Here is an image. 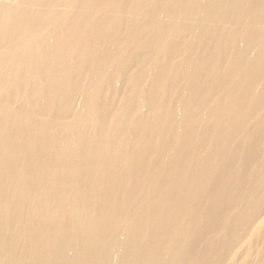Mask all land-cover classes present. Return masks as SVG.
<instances>
[{"label": "bare ground", "instance_id": "obj_1", "mask_svg": "<svg viewBox=\"0 0 264 264\" xmlns=\"http://www.w3.org/2000/svg\"><path fill=\"white\" fill-rule=\"evenodd\" d=\"M0 264H264V0H0Z\"/></svg>", "mask_w": 264, "mask_h": 264}]
</instances>
